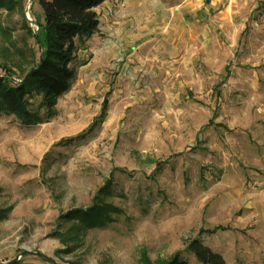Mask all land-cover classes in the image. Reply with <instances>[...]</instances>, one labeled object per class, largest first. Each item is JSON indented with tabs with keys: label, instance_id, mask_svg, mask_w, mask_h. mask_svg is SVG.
<instances>
[{
	"label": "rangeland",
	"instance_id": "1",
	"mask_svg": "<svg viewBox=\"0 0 264 264\" xmlns=\"http://www.w3.org/2000/svg\"><path fill=\"white\" fill-rule=\"evenodd\" d=\"M96 13L42 123L0 115V263L202 264L199 237L226 264H264V0ZM44 24L38 0H0V80L33 69ZM95 206L109 220L81 223Z\"/></svg>",
	"mask_w": 264,
	"mask_h": 264
},
{
	"label": "trees",
	"instance_id": "2",
	"mask_svg": "<svg viewBox=\"0 0 264 264\" xmlns=\"http://www.w3.org/2000/svg\"><path fill=\"white\" fill-rule=\"evenodd\" d=\"M105 0H38L43 11L44 51L33 69L16 84L10 79L0 80V115L13 116L20 124L35 126L42 123L41 110L54 106L56 99L67 93L75 80L77 41L90 39L100 26L96 9ZM12 75L10 70H6ZM39 96L40 102L33 101ZM105 111V110H104ZM102 112L101 117L105 115ZM103 208L95 206L91 211L77 212L81 223L96 226L109 220ZM217 230V229H216ZM197 262L202 264H226L223 257L206 247L197 237L187 248ZM145 264H150L147 259ZM157 264H189L177 253L167 261Z\"/></svg>",
	"mask_w": 264,
	"mask_h": 264
},
{
	"label": "water",
	"instance_id": "3",
	"mask_svg": "<svg viewBox=\"0 0 264 264\" xmlns=\"http://www.w3.org/2000/svg\"><path fill=\"white\" fill-rule=\"evenodd\" d=\"M26 254H31V255H34L38 258H41L43 261H45L48 264H56L55 261H53L51 258H49L48 256H45L44 254H42L40 252L39 253H32V252H28V251L23 252L22 255L20 256V258H17L15 260L11 261V263H17L21 259V257L25 256Z\"/></svg>",
	"mask_w": 264,
	"mask_h": 264
}]
</instances>
